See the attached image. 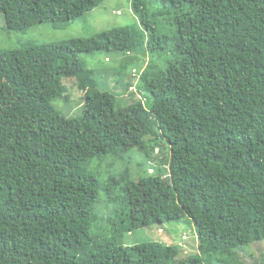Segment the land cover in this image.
<instances>
[{
	"label": "trees",
	"instance_id": "trees-1",
	"mask_svg": "<svg viewBox=\"0 0 264 264\" xmlns=\"http://www.w3.org/2000/svg\"><path fill=\"white\" fill-rule=\"evenodd\" d=\"M104 1L0 0V15L9 32L58 29ZM129 2L132 26L0 53V264H242L235 250L264 240V0ZM96 52L123 57L120 69L131 53L147 56L142 97L120 107L101 91L78 58ZM63 79L82 93L79 118L52 105L69 98ZM156 131L170 148L161 174L132 180L125 169L104 184L87 171L93 159L144 152ZM27 139L47 167L27 165ZM100 193L113 204L110 238L90 233ZM184 218L197 248L183 259L178 245L120 242Z\"/></svg>",
	"mask_w": 264,
	"mask_h": 264
},
{
	"label": "rangeland",
	"instance_id": "rangeland-1",
	"mask_svg": "<svg viewBox=\"0 0 264 264\" xmlns=\"http://www.w3.org/2000/svg\"><path fill=\"white\" fill-rule=\"evenodd\" d=\"M162 5L147 6L149 14L161 9ZM138 23L137 17L131 11L129 0H105L94 10L85 13L78 20L70 23L66 27L54 28L51 24L36 25L24 33H14L7 31L5 22L0 15V53L9 50H16L26 45H51L65 41L88 39L95 37L103 32L116 28L132 26ZM163 32L171 34V22L169 19L161 20ZM140 57L138 54L131 53L126 56V64L120 69L123 57L106 52H96L94 54H80L79 59L95 74L99 89L117 95V101L120 107L131 105L139 98L137 87L138 77L147 66L148 57ZM171 57L168 56L170 61ZM166 61V62H167ZM134 62V63H133ZM133 63V64H132ZM120 69V72L118 71ZM121 73L120 75H117ZM131 82L132 87L127 91L125 84ZM63 85L66 88L69 98L62 102L54 101V108L66 119L79 118L83 114L82 93L78 90L76 82L70 79H63ZM38 147L34 140H25L24 160L30 167H47L45 160L37 151ZM148 153V156H147ZM167 154V155H166ZM170 158V148L166 140L159 137L156 131L153 137L144 139V152H138L136 149L129 150L121 158L105 156L99 159H93L87 166V171L97 176L101 183H106L110 177L117 176L125 169L129 170L132 180H137L142 176H148L152 172L161 174V167L166 171V161ZM160 161V162H159ZM118 192H113V197H118ZM101 204L95 207L97 220L93 224L90 233L102 234L106 238L112 236V226L106 222L107 216L112 211L111 203L105 202V195L100 193ZM114 205L113 208H117ZM116 220V217L110 218ZM126 247H132L143 242H156L163 245H178L181 248V257L183 259L190 254L196 253L197 239L193 223L184 218L179 223H165L163 226H152L150 228L139 229L135 232L125 234L120 240ZM196 245V246H195ZM235 252L242 264H261L264 262V240L247 246L238 247Z\"/></svg>",
	"mask_w": 264,
	"mask_h": 264
}]
</instances>
